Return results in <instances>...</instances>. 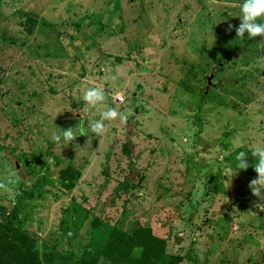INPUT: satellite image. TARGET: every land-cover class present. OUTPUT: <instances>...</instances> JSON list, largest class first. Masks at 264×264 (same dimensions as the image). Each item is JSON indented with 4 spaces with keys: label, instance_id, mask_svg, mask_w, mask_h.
<instances>
[{
    "label": "rangeland",
    "instance_id": "rangeland-1",
    "mask_svg": "<svg viewBox=\"0 0 264 264\" xmlns=\"http://www.w3.org/2000/svg\"><path fill=\"white\" fill-rule=\"evenodd\" d=\"M243 2L0 0V204L27 193L19 217L37 264L102 254L112 231L150 228L162 208L177 212L165 251L180 264H264V202L248 188L264 143V38L236 37ZM101 85L103 105H87ZM107 108L128 120L98 136L89 123ZM81 122L85 136L54 141Z\"/></svg>",
    "mask_w": 264,
    "mask_h": 264
},
{
    "label": "trees",
    "instance_id": "trees-1",
    "mask_svg": "<svg viewBox=\"0 0 264 264\" xmlns=\"http://www.w3.org/2000/svg\"><path fill=\"white\" fill-rule=\"evenodd\" d=\"M122 151L131 159L130 164H134L136 159L132 157L130 141L123 144ZM64 174L69 175L70 183L63 186L71 189L79 172L67 165L59 174V180L63 184L66 182ZM26 195V192L17 195L16 202L10 207L0 204V264H37L38 251L34 240L21 228L19 217ZM176 217V211L162 208L160 214L153 218L150 228L137 224L131 234L116 229L110 233L102 254L87 257L74 264H98L101 258L110 264H180L183 260L181 256L165 251Z\"/></svg>",
    "mask_w": 264,
    "mask_h": 264
},
{
    "label": "clouds",
    "instance_id": "clouds-1",
    "mask_svg": "<svg viewBox=\"0 0 264 264\" xmlns=\"http://www.w3.org/2000/svg\"><path fill=\"white\" fill-rule=\"evenodd\" d=\"M240 12V23L237 27H235L236 37L244 40L245 33H247L248 38H264V23L257 22L261 18H264V0H244L240 7ZM233 27V25L229 24L227 31L231 32ZM258 44L260 48L256 63L260 66H264V55L261 54V52L264 51V39H262ZM112 79L116 80L117 76H113ZM107 95L108 93L102 85L94 86L85 89L83 99L87 105L95 108L98 105H103ZM119 95L120 99L123 100V94L121 93ZM117 119L120 120L121 124H126L128 115L118 112L117 109L107 108L101 113V119L91 121L89 123V127L91 131L98 136L103 135L106 131L105 121H115ZM61 131L62 137L59 134L54 135L53 137L54 141L57 143H59L62 138L64 141L71 143L78 135L85 136L83 122H81L79 126L78 134L73 132V127H69L66 130ZM251 155L257 158L255 166L252 167L256 173V178L249 182L248 188L250 189L253 197L258 198L261 202H264V143L253 145ZM235 160L238 169L247 170L249 168L248 154L246 152H239L236 155ZM233 175H231V177ZM0 189L7 191V187L3 183H0ZM254 207L259 211H264V203H256L254 204ZM252 214L255 215L254 213Z\"/></svg>",
    "mask_w": 264,
    "mask_h": 264
},
{
    "label": "water",
    "instance_id": "water-1",
    "mask_svg": "<svg viewBox=\"0 0 264 264\" xmlns=\"http://www.w3.org/2000/svg\"><path fill=\"white\" fill-rule=\"evenodd\" d=\"M261 54L264 55V51H262ZM262 75L264 76V72L262 73Z\"/></svg>",
    "mask_w": 264,
    "mask_h": 264
}]
</instances>
